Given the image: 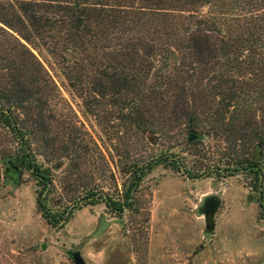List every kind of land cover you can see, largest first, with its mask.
I'll list each match as a JSON object with an SVG mask.
<instances>
[{"label": "trees", "instance_id": "trees-1", "mask_svg": "<svg viewBox=\"0 0 264 264\" xmlns=\"http://www.w3.org/2000/svg\"><path fill=\"white\" fill-rule=\"evenodd\" d=\"M0 137L1 177L28 174L54 227L99 202L148 222L143 180L159 165L190 179L242 171L264 218V0H0ZM64 164L82 183L60 203Z\"/></svg>", "mask_w": 264, "mask_h": 264}, {"label": "rangeland", "instance_id": "rangeland-1", "mask_svg": "<svg viewBox=\"0 0 264 264\" xmlns=\"http://www.w3.org/2000/svg\"><path fill=\"white\" fill-rule=\"evenodd\" d=\"M42 60L77 121L97 134L98 125L83 114L58 68L50 58ZM185 157L192 165L193 158ZM65 165L55 170L54 198L60 203L70 202L82 183L65 178ZM1 173L0 264H74L72 251L84 264H264V218L242 171L190 179L159 165L143 180L148 222L144 211L129 221L99 202L74 210L62 227L50 225L38 211L35 183L28 174L16 181L12 175L3 179ZM207 197L216 204L211 228L205 218Z\"/></svg>", "mask_w": 264, "mask_h": 264}, {"label": "water", "instance_id": "water-1", "mask_svg": "<svg viewBox=\"0 0 264 264\" xmlns=\"http://www.w3.org/2000/svg\"><path fill=\"white\" fill-rule=\"evenodd\" d=\"M249 157L253 161L259 160L261 158V147L259 145L255 146L251 150ZM210 201H212V200H210ZM215 206H216V204L213 202V206L207 207V205H205V207H204L205 218H206V223H207L208 228H211L213 225V215H214ZM70 254H71L72 259L74 260V264H84L81 255L77 251H72V252H70Z\"/></svg>", "mask_w": 264, "mask_h": 264}, {"label": "flooded vegetation", "instance_id": "flooded-vegetation-1", "mask_svg": "<svg viewBox=\"0 0 264 264\" xmlns=\"http://www.w3.org/2000/svg\"><path fill=\"white\" fill-rule=\"evenodd\" d=\"M211 199H210V197H207L206 199H205V205H207V207H211V206H213V199H212V201H210ZM205 205H204V207H205Z\"/></svg>", "mask_w": 264, "mask_h": 264}]
</instances>
